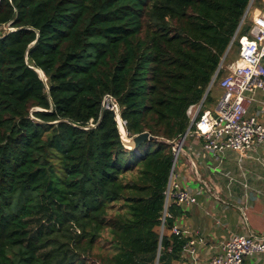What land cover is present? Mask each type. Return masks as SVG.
Here are the masks:
<instances>
[{
    "label": "trees",
    "instance_id": "obj_1",
    "mask_svg": "<svg viewBox=\"0 0 264 264\" xmlns=\"http://www.w3.org/2000/svg\"><path fill=\"white\" fill-rule=\"evenodd\" d=\"M250 2L0 0V264L182 260L177 204L159 232L173 144L239 58ZM107 96L154 139L126 149Z\"/></svg>",
    "mask_w": 264,
    "mask_h": 264
},
{
    "label": "built area",
    "instance_id": "obj_2",
    "mask_svg": "<svg viewBox=\"0 0 264 264\" xmlns=\"http://www.w3.org/2000/svg\"><path fill=\"white\" fill-rule=\"evenodd\" d=\"M256 1L251 0L243 17V24L250 18L252 27L248 35L239 39L241 48L237 61L226 66V73L219 82L222 95L215 111L212 113L203 109L206 97L199 104L191 105L187 110L190 126L173 144V163L165 192L161 235L165 232L166 219L171 217L168 209L172 204L186 209L198 203V196L181 185L177 174L181 156L186 155L185 145L191 136L202 140L203 154L215 157L231 151L240 159H245L250 158L257 148H264V123L251 110L253 95L257 91H264V10H253ZM261 1L264 4V0ZM9 30L15 31L10 25ZM105 106L115 113L119 112L111 96L105 98ZM122 123L125 128L127 122L122 119ZM191 169H196L194 162H191ZM203 184L206 191L212 193L210 185ZM171 232L188 239L182 256L189 258L192 264H199L197 246L205 243L204 237L178 224L173 226ZM260 254H264V236L254 232L233 234L221 243L219 253L208 264H243L246 258Z\"/></svg>",
    "mask_w": 264,
    "mask_h": 264
},
{
    "label": "crops",
    "instance_id": "obj_3",
    "mask_svg": "<svg viewBox=\"0 0 264 264\" xmlns=\"http://www.w3.org/2000/svg\"><path fill=\"white\" fill-rule=\"evenodd\" d=\"M259 3L264 6L261 0ZM253 98L251 110L264 123V91H257ZM202 145V140L191 136L177 167L181 185L198 196V203L182 209L183 215L175 224L204 237L205 243L197 246L198 259L199 264H208L219 253L221 243L233 234L254 232L264 236V148L240 159L231 151L221 157L203 154ZM191 162L196 165L195 171ZM203 183L210 185L212 193ZM174 264L192 262L182 256ZM243 264H264V254L248 257Z\"/></svg>",
    "mask_w": 264,
    "mask_h": 264
},
{
    "label": "water",
    "instance_id": "obj_4",
    "mask_svg": "<svg viewBox=\"0 0 264 264\" xmlns=\"http://www.w3.org/2000/svg\"><path fill=\"white\" fill-rule=\"evenodd\" d=\"M242 24H243V19H242L241 24H240V26L238 28V31L241 28ZM234 40H235V37H234L233 41ZM233 41H232L231 45L233 44ZM231 45L229 46L228 52H229V50L231 48ZM223 61H224V59H223ZM221 67H222V64L220 65L219 69ZM36 71L39 73V75H40L41 78L44 77V73L42 71H39V70H36ZM216 77H217V75H216ZM216 77L214 78L213 82L211 83V85H210V87H209V89L207 91V94L209 93L211 87L213 86V83H214ZM37 111H40V110H37ZM115 114H116V119H117V122H118L119 130H120V133H121L122 142H123V144H124V146H125L126 149H128V150H134V151L135 150H138L144 143L149 142L152 139H154V137L149 132H145V133L136 135V136H134L132 138H129L127 136V133H125L124 136H123V131L121 130V128L124 129V127L122 125V122L120 123L119 120H118V117H120V114H119V112H116Z\"/></svg>",
    "mask_w": 264,
    "mask_h": 264
},
{
    "label": "rangeland",
    "instance_id": "obj_5",
    "mask_svg": "<svg viewBox=\"0 0 264 264\" xmlns=\"http://www.w3.org/2000/svg\"><path fill=\"white\" fill-rule=\"evenodd\" d=\"M259 1L260 0H257L256 2H255V4H254V6H253V10H257V9H261V10H264V6H262L260 3H259ZM250 23L252 24V21H251V19L249 18V19H247V21H246V23L245 24H243L242 26H249L250 25ZM242 28V27H241ZM7 31H10L9 30V26L8 25H6V26H2V27H0V36L1 35H4V33H6ZM238 59V58H237ZM237 60H233V56H232V59H228V60H226V63H225V69H226V66H228L229 64H231V63H233V62H236ZM223 63H224V61H223ZM223 63H222V65H223ZM211 90H212V92H211V98L213 99V102L212 103H208L207 102V104H206V109L205 108H203L204 110H207L208 112H214L215 111V108H216V100L219 98V97H217V99H216V96H217V94L220 96L221 95V89H220V87H219V83H217L214 87L212 86L211 87ZM181 162H182V160H183V156H181ZM159 232L161 233V230L159 229Z\"/></svg>",
    "mask_w": 264,
    "mask_h": 264
},
{
    "label": "bare ground",
    "instance_id": "obj_6",
    "mask_svg": "<svg viewBox=\"0 0 264 264\" xmlns=\"http://www.w3.org/2000/svg\"><path fill=\"white\" fill-rule=\"evenodd\" d=\"M118 120H119L120 123L122 122V119L120 117H118ZM123 127H124V125H123ZM121 130L123 131V136H124V134L126 133L125 128L124 129L121 128Z\"/></svg>",
    "mask_w": 264,
    "mask_h": 264
}]
</instances>
